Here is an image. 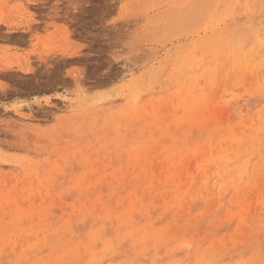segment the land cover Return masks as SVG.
<instances>
[{"label": "rangeland", "instance_id": "obj_1", "mask_svg": "<svg viewBox=\"0 0 264 264\" xmlns=\"http://www.w3.org/2000/svg\"><path fill=\"white\" fill-rule=\"evenodd\" d=\"M59 259L264 264V0H0V264Z\"/></svg>", "mask_w": 264, "mask_h": 264}, {"label": "bare ground", "instance_id": "obj_2", "mask_svg": "<svg viewBox=\"0 0 264 264\" xmlns=\"http://www.w3.org/2000/svg\"><path fill=\"white\" fill-rule=\"evenodd\" d=\"M75 211V210H74ZM156 239H158L159 237H156V236H154ZM215 241V240H214ZM215 244V243H214ZM171 253V252H170ZM169 254V253H168ZM62 259V258H61ZM61 259H59V264H61Z\"/></svg>", "mask_w": 264, "mask_h": 264}]
</instances>
